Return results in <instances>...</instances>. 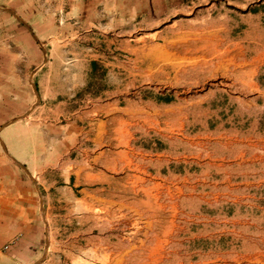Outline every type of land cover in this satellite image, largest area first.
Returning <instances> with one entry per match:
<instances>
[{
  "label": "crops",
  "instance_id": "0c3cea01",
  "mask_svg": "<svg viewBox=\"0 0 264 264\" xmlns=\"http://www.w3.org/2000/svg\"><path fill=\"white\" fill-rule=\"evenodd\" d=\"M227 4L0 0V264H264V0Z\"/></svg>",
  "mask_w": 264,
  "mask_h": 264
},
{
  "label": "rangeland",
  "instance_id": "374dc122",
  "mask_svg": "<svg viewBox=\"0 0 264 264\" xmlns=\"http://www.w3.org/2000/svg\"><path fill=\"white\" fill-rule=\"evenodd\" d=\"M216 1L218 2L219 6H221V7L218 6V8H212L211 10L208 11V12H213V14H212L213 18L216 19L215 23L213 21L210 22V20H209V24H208L209 28L210 27L214 28L213 25H215V24L217 26H220L221 24L224 25L225 20H223L222 18L220 19L219 17L225 16V15H230L232 13H235L236 15H238V14L240 15L241 14L240 10L232 8L231 6H229L227 4L231 0H216ZM258 1H261V0H249V3H253V2L256 3ZM234 2H235V0H234ZM197 3L198 2H196V5H197ZM201 3L203 5L205 2H201ZM231 9H232V12H230ZM186 11L187 10L183 11L182 15H179L177 17L175 31L177 32V34H181L182 35L183 31L186 30L184 32H187V33L190 32V34H196L198 36L200 34L199 23H197V22H192L191 23L190 21L185 20V17H186L185 14H189ZM202 13L204 15L207 14V12H205V10ZM18 14H16L17 15L16 18H20L21 17L20 15L18 16ZM203 14H202V16H203ZM13 18H15V17H13ZM11 19H12L11 15L8 16V14H5L4 12H0V20L3 21V20H11ZM225 34H226V32H223V35H225ZM192 36H194V35H192ZM210 46L214 47L215 43L210 44ZM151 49H152V46L147 44V48H145V50L150 51ZM174 49H175L176 53H179V54L180 53L181 54L185 53L187 55H193V56H197V58H199L198 56L200 54V44H199V42H194L193 39H191L189 36L188 37H183V38H177L176 39V44L174 45ZM161 50H163V49L161 48ZM207 52L208 53L211 52V54L209 55V58H210L209 59V63H211V64H209V68H210V67H212L214 65V63L216 61L215 60V58H216L215 53L216 52H215L214 49H207ZM148 62L149 61H147V60L144 61V70H145L144 71L145 72L144 81H145V83L148 82L150 84V82L152 80V77H151L152 76L151 75L152 71H151L150 67H147ZM189 63L190 62L186 61L185 59H179V58L176 59V62H175L176 70H177L176 73H177V78L178 77L181 78V80L179 81L180 83H182V81L184 79L183 69H184V67H190ZM161 67H164V65H162ZM179 70L181 72H178ZM160 71H161L160 73L162 74L163 70H160ZM164 71H167V69H165ZM191 77H192V82L191 83H192L193 92L194 91L199 92L203 87H207L210 84L215 82L214 79H212L211 81H207V82H205V79L203 81H201L200 80V74H199V68H197V69L195 68V69L192 70V76ZM187 78H189V77H187ZM161 79H163V78L161 77ZM176 84L178 85V82ZM242 201H243V205L246 206L247 205L246 203L248 201L246 199H244ZM177 203H179V205L185 206L187 208V211H195V208L197 206H199V203H195L193 200H190V199H186V200L181 199L179 201L177 200ZM238 205H240V203H238V204H230V205H228L227 210L228 209L229 210H234V208H235V210H239L237 208ZM203 207H205V205H203Z\"/></svg>",
  "mask_w": 264,
  "mask_h": 264
},
{
  "label": "bare ground",
  "instance_id": "6f19581e",
  "mask_svg": "<svg viewBox=\"0 0 264 264\" xmlns=\"http://www.w3.org/2000/svg\"><path fill=\"white\" fill-rule=\"evenodd\" d=\"M211 48V47H210ZM222 66V65H221ZM256 262H257V260H256Z\"/></svg>",
  "mask_w": 264,
  "mask_h": 264
},
{
  "label": "built area",
  "instance_id": "2783aa9c",
  "mask_svg": "<svg viewBox=\"0 0 264 264\" xmlns=\"http://www.w3.org/2000/svg\"><path fill=\"white\" fill-rule=\"evenodd\" d=\"M5 248H7V246H5Z\"/></svg>",
  "mask_w": 264,
  "mask_h": 264
}]
</instances>
